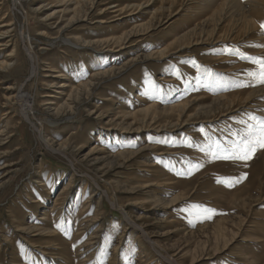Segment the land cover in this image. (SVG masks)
Segmentation results:
<instances>
[{"label": "rangeland", "instance_id": "obj_1", "mask_svg": "<svg viewBox=\"0 0 264 264\" xmlns=\"http://www.w3.org/2000/svg\"><path fill=\"white\" fill-rule=\"evenodd\" d=\"M223 1L0 0V264H264V149L223 158L264 0Z\"/></svg>", "mask_w": 264, "mask_h": 264}, {"label": "snow or ice", "instance_id": "obj_2", "mask_svg": "<svg viewBox=\"0 0 264 264\" xmlns=\"http://www.w3.org/2000/svg\"><path fill=\"white\" fill-rule=\"evenodd\" d=\"M261 28L264 29V24H261ZM253 75L260 83H264V62H261L259 72ZM252 119L257 120V128L255 131L253 130V126L249 125L245 136L241 137L242 144H233L232 151L227 152L223 158L248 161L253 158L258 147L264 149V119L256 117H252ZM256 132H258V137ZM204 211L209 212L214 210L204 209Z\"/></svg>", "mask_w": 264, "mask_h": 264}, {"label": "bare ground", "instance_id": "obj_3", "mask_svg": "<svg viewBox=\"0 0 264 264\" xmlns=\"http://www.w3.org/2000/svg\"><path fill=\"white\" fill-rule=\"evenodd\" d=\"M60 1H63V3H65V4H67L68 2H72V1H75V0H60ZM215 0H211V2H214ZM227 1H229V0H225V1H223L222 3H221V5L223 6V8L226 6V4H227ZM94 4V3H93ZM88 14V13H87ZM152 24H149V27L151 26ZM145 27V26H144ZM10 29V28H9ZM10 31H8V29L7 30H2L1 28H0V37L2 38V37H5L6 35L8 36V33H9ZM6 36V37H7ZM127 36V35H126ZM125 38L123 37H121V41H123ZM165 52V51H164ZM32 55V54H31ZM32 57H34L33 55H32ZM9 59H6V61H4V62H6V64H5V66H3V67H8L9 68V66H11L12 65V61H13V56H10L9 55V57H8ZM62 74H64L62 71L60 72V76H64V75H62ZM59 76V77H60ZM62 87H66L67 86V83L66 82H63L62 83V85H61ZM89 86L88 85H81L80 87H78V88H76L75 89V92L73 93V97H72V95H70L68 98V100H66L58 109H57V111H56V113L57 114H61V111H64L65 109H70L71 110V106H72V102H70V100L71 101H75V98H76V100H78V96L80 97V95H81V93L82 92H89L90 91V89L88 88ZM145 99L143 98V99H141L140 100V102H142L143 103V101H144ZM143 105V104H142ZM142 111H144L143 110V108L141 109ZM151 110V109H150ZM42 138H45V140H46V143H49V139L48 138H46L45 136H43L42 135ZM54 147V146H53ZM57 150V149H56ZM58 152H59V150H57ZM134 223V222H133Z\"/></svg>", "mask_w": 264, "mask_h": 264}]
</instances>
